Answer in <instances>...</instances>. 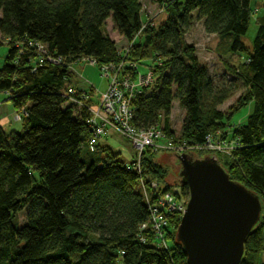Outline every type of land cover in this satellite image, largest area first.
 Returning a JSON list of instances; mask_svg holds the SVG:
<instances>
[{
  "label": "trees",
  "instance_id": "trees-1",
  "mask_svg": "<svg viewBox=\"0 0 264 264\" xmlns=\"http://www.w3.org/2000/svg\"><path fill=\"white\" fill-rule=\"evenodd\" d=\"M258 1L263 13L249 50L242 38L253 16V0H154L165 6V20L147 24L137 40L144 23L141 0H0V47L8 46L0 67V93L15 111L27 112L22 132H7L0 125V264H188L177 240L180 214H167L168 249L157 246L150 228L140 229L149 218L141 177L148 185L166 183L160 191L173 192L166 182L169 173L156 161L157 153H144L142 175L129 169L136 151L126 162L102 147L110 129L91 151L89 105L69 102L72 72L67 63L82 56L99 64L123 57L106 31L108 19L127 42L134 40L127 59L154 55L161 61L154 65V84L133 100L134 126L158 124L189 145L202 144L253 103L246 123L231 134L238 140L237 148L216 158L232 180L256 192L263 202L241 263L263 264L264 0ZM200 19L207 33L220 37V53L247 57L234 67L246 93L229 113L218 107L239 87L230 80L218 90L196 48L184 41ZM30 41L44 43L51 55L62 56L67 63L45 62L34 70L37 53ZM175 101L186 111L177 137L170 118ZM178 186L180 192L174 193L189 198L188 188ZM149 191L155 199L156 192ZM21 212L25 222L19 221Z\"/></svg>",
  "mask_w": 264,
  "mask_h": 264
},
{
  "label": "built area",
  "instance_id": "built-area-1",
  "mask_svg": "<svg viewBox=\"0 0 264 264\" xmlns=\"http://www.w3.org/2000/svg\"><path fill=\"white\" fill-rule=\"evenodd\" d=\"M146 26L143 23L137 34L141 33ZM9 39L6 38V41ZM29 46L33 47L37 53V63L34 70L45 62L52 64L66 63L64 57L51 55L47 46L40 41H30ZM126 55L127 53L121 61L105 64H99L96 59L89 56H82L77 59V61H85L92 66L98 65L103 77L107 80V87L104 92L100 93L98 104L88 106L90 113L87 123L93 130V136L88 144L91 151L95 149L98 140L107 134L108 129H115L130 141L136 151L134 162L132 164L128 163V168L136 170L141 175L142 157L145 152L158 153L160 150H166L173 151L176 155H182L185 153L190 154L196 149L208 148L211 151L219 152L221 155L232 154L238 146V140L228 135V133L221 137L222 134H214L213 132L206 137L204 143L189 145L185 141L168 135L161 125L154 124L148 128L134 126L132 123L134 116L133 100L146 87L154 84L156 74L154 69L141 73L138 64L127 61L125 59ZM93 88V86H90V91H87L85 87H74L71 82L70 87L67 89L69 102L77 107L83 106L85 101L90 99ZM25 116H27L25 108L19 111L16 110L13 121L21 122ZM140 182L141 191L149 206V218L147 222L141 225L140 229L150 228L157 241V246L168 249L166 228L169 221L167 214L175 213L180 214L182 217L188 199L180 200L179 196L172 191H160V184L157 181H151L148 185L145 179L141 177ZM149 190L156 192L157 197L155 199L152 198ZM142 240L145 241V238H142Z\"/></svg>",
  "mask_w": 264,
  "mask_h": 264
},
{
  "label": "rangeland",
  "instance_id": "rangeland-1",
  "mask_svg": "<svg viewBox=\"0 0 264 264\" xmlns=\"http://www.w3.org/2000/svg\"><path fill=\"white\" fill-rule=\"evenodd\" d=\"M142 3V17L144 24H156L159 25L165 20L166 17V8L163 5H159L158 3L154 2V0H141ZM252 7L254 8L253 16L250 20V26L248 32L242 38L245 45L252 50L254 45V39L257 35L259 25L257 23V18L259 15L263 13V6L260 1L253 0ZM147 27V26H146ZM106 31L108 34L116 40V44L118 49L121 50L124 55L126 53H130V49L132 44L131 42H127L123 37L119 35L117 30L114 27V24L111 19H108L106 24ZM142 33V32H141ZM141 33L136 34L135 39L137 40ZM6 43L7 41L4 40ZM134 41V40H133ZM132 41V42H133ZM184 41L187 44H190L196 48V55L201 61L202 64H205L208 68L210 76L213 77L215 84L217 85L218 90L223 89L224 85H229L230 80L233 84L237 85L239 88L237 90H233L230 93V96L227 100L222 104L219 105L218 108L224 110L225 113H229L230 109L233 106H236L237 100L240 98L242 94L246 93V86H244L243 80L240 78L239 75L234 73V67L239 66L241 63H245L247 61L246 54H238V53H227L222 54L220 53L219 47H222V42L217 35L209 34L205 31L203 20H195L194 24L190 28V30L184 36ZM8 50V46L5 44L0 47V67L4 63V58L6 52ZM128 50V52H127ZM126 51V52H125ZM127 56V55H126ZM158 56L148 57L143 56L142 60H129L127 57L125 59L129 62H134L138 64L139 70L141 73H146L148 70L155 69L154 65L161 62L157 58ZM123 58L121 60H123ZM120 60V61H121ZM67 63V62H66ZM63 63V64H66ZM69 66V70L72 72L71 82L74 87H85L86 90L90 91V86H93V90L91 91V96L95 100H99L100 93L104 92L107 87V80L103 77L100 67L98 65L92 66L86 63L85 61H80L77 59L73 60L70 63H67ZM88 82V83H84ZM87 84V85H85ZM1 95V94H0ZM5 97V95H1ZM90 99L85 101V105L92 106L96 104ZM98 104V103H97ZM12 112L7 118V123L3 126L7 132L23 131L22 122L13 121V115L15 113V109L12 108ZM14 111V113H13ZM253 111V103L248 104L247 106L243 107L239 112H237L233 118L231 119L230 125H228L225 130L218 129L214 132L222 134L221 137H224L227 133L231 135L234 131L235 127L239 124H245L249 114ZM185 109L182 108L178 101L174 103V109L172 111V126L175 130V136H179L181 134L182 124L185 118ZM13 113V114H12ZM12 115V116H11ZM102 147H109L113 152L119 154V157L124 161H131L135 156V149L131 145L130 141L126 139L121 133H119L115 129L109 130V135L107 140L101 142ZM193 152L194 159L196 158H205V156L210 155L211 157H217L219 152L211 151V149L204 148L202 150L196 149ZM106 152L104 151L102 156H105ZM189 154V153H188ZM179 155H176L173 151H166L160 150L155 155L156 161L159 162L164 169L167 171L168 177L166 182L171 185L173 192H180V187L177 185V181L174 183L175 180L179 178L181 165L178 159ZM166 183H161L160 188H163ZM178 198L180 200H187L188 198ZM25 214L21 212L19 214V221L25 222Z\"/></svg>",
  "mask_w": 264,
  "mask_h": 264
},
{
  "label": "water",
  "instance_id": "water-1",
  "mask_svg": "<svg viewBox=\"0 0 264 264\" xmlns=\"http://www.w3.org/2000/svg\"><path fill=\"white\" fill-rule=\"evenodd\" d=\"M189 198L177 230L188 264H241L263 211L260 196L232 180L216 157L178 156Z\"/></svg>",
  "mask_w": 264,
  "mask_h": 264
},
{
  "label": "crops",
  "instance_id": "crops-1",
  "mask_svg": "<svg viewBox=\"0 0 264 264\" xmlns=\"http://www.w3.org/2000/svg\"><path fill=\"white\" fill-rule=\"evenodd\" d=\"M142 19H143V17H142ZM212 35H215V34H212ZM122 37V36H121ZM219 37V36H218ZM124 39V38H123ZM219 39H220V37H219ZM115 40V39H114ZM116 41V40H115ZM1 95H5V94H3V93H0ZM0 95V125L3 127L6 123H7V118L9 117V115L11 114V112H12V108H14L13 107V105H12V103H11V101H9V98L8 97H6V95H5V97H2ZM91 98H92V100H93V102H96L97 100H95L94 98H93V96H91ZM173 109H174V107H173ZM173 109H172V111H173ZM13 113H14V111H13ZM12 113V114H13ZM186 113V112H185ZM173 114V113H172ZM172 114L170 115V118H172ZM12 116V115H11ZM172 123V122H171ZM173 127V126H172ZM4 128V127H3ZM174 129V128H173ZM104 142V141H103ZM260 261H261V263H263L264 264V250L261 252V256H260Z\"/></svg>",
  "mask_w": 264,
  "mask_h": 264
}]
</instances>
